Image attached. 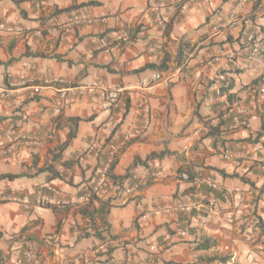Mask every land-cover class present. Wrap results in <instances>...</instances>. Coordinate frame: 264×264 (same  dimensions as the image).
<instances>
[{"label":"crops","instance_id":"crops-1","mask_svg":"<svg viewBox=\"0 0 264 264\" xmlns=\"http://www.w3.org/2000/svg\"><path fill=\"white\" fill-rule=\"evenodd\" d=\"M78 13L104 20L70 24ZM0 22L24 29H0V138L10 140L16 121L32 136L0 155V175L21 174L0 179V264H32L30 252L42 264H264V166L245 158L264 156V96L245 125L230 127L242 117L226 112L264 86V55L244 60V37L264 38V0H0ZM157 72L145 91L152 124L136 136V91ZM46 78L64 82L35 93ZM97 80L129 89L119 112L97 94L55 110L60 88ZM113 147L112 185L98 197L111 199L108 226L81 211L99 200L36 203L41 191L56 200L87 193ZM24 195L29 205L18 201Z\"/></svg>","mask_w":264,"mask_h":264},{"label":"built area","instance_id":"built-area-1","mask_svg":"<svg viewBox=\"0 0 264 264\" xmlns=\"http://www.w3.org/2000/svg\"><path fill=\"white\" fill-rule=\"evenodd\" d=\"M159 17H160L159 24L162 27H165L164 20L161 18V16ZM68 20L69 23L73 25H81V24L93 25L102 22L104 18L101 16H94L88 13L86 14L78 13L70 16ZM236 20H237L236 14L234 13L231 18L232 21L231 23L234 24ZM0 29L10 33L23 32L24 30L23 27L20 25H14L5 22H0ZM247 43L251 46V50L245 55L244 60L246 62H250L253 59H255L256 56L260 55L262 48V41L254 33H248ZM156 50L158 51V53L162 52L161 50L159 51V49ZM220 78H224V77L221 76ZM160 79H161V73L157 72L153 78L145 79L144 81H142L139 88L136 91L139 94V96L143 98V102H142L143 120L141 125L138 126L134 131V134L136 136L144 135L151 127L152 110L148 103V99L146 97L145 91ZM63 82H64L63 79L46 78L42 80L41 84L33 86V89L35 93H38L42 88V86H51ZM59 91H60V96L58 103L55 106V110H60V108L62 107H67L68 99L70 97L97 94L99 95V97H101L102 100L101 107L104 110L109 111L111 115H114L123 108L125 104L126 93L129 91V89L125 88L124 86L110 87L109 85H107L105 81L97 80L89 85H74V86H68L66 88H60ZM221 96H223V94L219 90L218 97L220 98ZM263 96H264V86H260L257 90L254 91V93L246 102L237 99L232 103H230V105L226 110L227 114L229 115L230 113H232V109H234L242 117L240 122H235L234 124H231L230 127L235 128L238 125L247 124L250 116L254 114L256 110L263 103V99H262ZM19 124L20 121H16V123L11 125V127L7 131L8 133L7 137L10 139L8 142H5L3 138H0V155L10 154L14 151L16 146L32 141V136L28 134L26 131L21 130ZM129 139H130V135L126 136V140L128 141ZM95 143H96V139H92L90 146L85 151L81 152L78 155V158L82 157L86 153L93 151ZM118 151H119L118 147H113L112 149H110L108 153V157L101 171L98 174L96 183L90 187L87 193L79 195L75 199L67 198L64 200H56L55 198H52L48 194L41 191L37 193L36 203L44 204L54 201L57 204L82 206L85 205L87 202H89L90 199L93 198L94 196L101 197L103 193L106 191V189L109 188L110 185H112L110 171L116 160ZM245 158L249 162H252L255 166L258 167L264 166V156H260L257 153L246 154ZM161 174H162L161 171H157L155 175L158 176ZM182 178L188 180L189 179L188 173H183ZM18 201L27 205H29L30 203V199L28 195H24L18 198ZM213 202H216V200H213ZM176 207L178 210L186 212L192 208V205L189 203H180ZM256 222L257 221L255 219H251L246 221L245 224L247 227L253 228L255 227ZM110 243L111 240L109 238L101 240L100 243L95 246L94 248L95 252L106 250ZM27 257L28 260L32 262V264H42L40 256L35 252L28 253ZM115 264H122V263H115Z\"/></svg>","mask_w":264,"mask_h":264},{"label":"trees","instance_id":"trees-1","mask_svg":"<svg viewBox=\"0 0 264 264\" xmlns=\"http://www.w3.org/2000/svg\"><path fill=\"white\" fill-rule=\"evenodd\" d=\"M262 41L264 42V38H262ZM187 46L185 43H181L180 45V53H182L183 55V48ZM263 54L264 55V48L262 47L261 48V52H260V55ZM258 81V78L254 79L252 82H257ZM73 136V133L71 135V137ZM67 145V143H65L60 149L63 150L65 148V146ZM152 156H155V155H152ZM189 175V174H188ZM19 176H21V174H4V175H0V179L2 178H9V179H15V178H18ZM52 176L55 177V176H59V173L56 169H52ZM113 177V176H111ZM189 179H191V176L189 175ZM94 200H99L100 201V206L98 208H96L95 210L93 211H89L88 210V207H85L83 209H81V211L90 216L92 219L95 218V216H98L100 217L103 221H104V225L108 226V220H107V215L109 214L110 212V208L112 206V203H111V199H107V200H100L98 197H93L90 199L89 202H87L85 205L87 204H91ZM44 204H47V203H44ZM60 205V204H59ZM63 205V204H62ZM85 205H82V206H85ZM68 206H71V205H68ZM82 206H79V207H82ZM97 235L101 238V232L98 231L96 232Z\"/></svg>","mask_w":264,"mask_h":264},{"label":"rangeland","instance_id":"rangeland-1","mask_svg":"<svg viewBox=\"0 0 264 264\" xmlns=\"http://www.w3.org/2000/svg\"><path fill=\"white\" fill-rule=\"evenodd\" d=\"M244 42L246 43V48L249 49V51L251 50V46L247 43V35L244 37ZM264 48V47H263ZM260 55L256 56L255 59H253L250 62H254L257 58H259Z\"/></svg>","mask_w":264,"mask_h":264},{"label":"clouds","instance_id":"clouds-1","mask_svg":"<svg viewBox=\"0 0 264 264\" xmlns=\"http://www.w3.org/2000/svg\"><path fill=\"white\" fill-rule=\"evenodd\" d=\"M111 175V174H110Z\"/></svg>","mask_w":264,"mask_h":264}]
</instances>
